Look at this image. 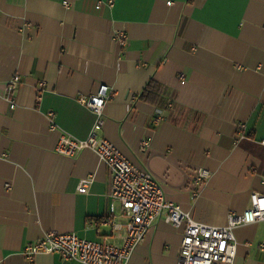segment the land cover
Segmentation results:
<instances>
[{
  "label": "crops",
  "instance_id": "1",
  "mask_svg": "<svg viewBox=\"0 0 264 264\" xmlns=\"http://www.w3.org/2000/svg\"><path fill=\"white\" fill-rule=\"evenodd\" d=\"M150 81L162 85L160 102L140 96ZM101 84L112 96L99 135L195 220L225 225L264 193V0H0V264H84L27 258L25 246L50 231L124 244L127 216L119 202L111 212L106 163L91 149L56 150L62 131L90 134L96 116L79 97ZM200 167L211 171L203 185ZM183 234L160 216L127 264H178ZM234 234V264H264V220Z\"/></svg>",
  "mask_w": 264,
  "mask_h": 264
},
{
  "label": "built area",
  "instance_id": "2",
  "mask_svg": "<svg viewBox=\"0 0 264 264\" xmlns=\"http://www.w3.org/2000/svg\"><path fill=\"white\" fill-rule=\"evenodd\" d=\"M116 35L120 44L124 45L126 32L120 31ZM20 79V75H15L8 82L7 90L13 92ZM43 84L44 82L41 87ZM111 96L112 93L106 84H101L96 92L81 95L79 101L89 107L96 116L92 130L86 138L60 132L56 150L63 155L75 156L82 150L91 149L106 163L111 173V212L115 211L116 202H119L127 216V236L124 244L119 246L106 240H90L74 232L50 231L25 246L24 253L27 258L33 260L38 253L52 252L67 260L77 259L84 264H127L136 246L145 238L157 218L164 215L173 225L184 226L178 264H234L237 255L234 229L242 224L264 220V193L254 191L251 195V205L242 212L231 211L225 225L217 226L195 220L180 204L167 198L163 185L151 171L141 169L112 141L99 135L104 125V106ZM48 115L51 129L59 130L55 111L51 110ZM163 119L164 113L158 111L155 114V123L158 124ZM237 136L238 140L246 136L245 122L237 124ZM261 143L264 145V137ZM144 145L148 146L149 142L145 141ZM210 176L211 171L208 168L200 167L194 181L203 185L208 182ZM92 179L82 178L79 190L87 192ZM193 194L198 195L199 190L196 189Z\"/></svg>",
  "mask_w": 264,
  "mask_h": 264
},
{
  "label": "trees",
  "instance_id": "3",
  "mask_svg": "<svg viewBox=\"0 0 264 264\" xmlns=\"http://www.w3.org/2000/svg\"><path fill=\"white\" fill-rule=\"evenodd\" d=\"M162 93V85L155 81H150L140 96L148 101L160 102L159 99L162 97Z\"/></svg>",
  "mask_w": 264,
  "mask_h": 264
}]
</instances>
